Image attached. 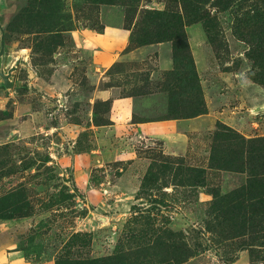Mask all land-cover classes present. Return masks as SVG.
I'll use <instances>...</instances> for the list:
<instances>
[{"label": "rangeland", "instance_id": "rangeland-1", "mask_svg": "<svg viewBox=\"0 0 264 264\" xmlns=\"http://www.w3.org/2000/svg\"><path fill=\"white\" fill-rule=\"evenodd\" d=\"M260 1L209 10L217 54L203 24L185 28L206 114L171 123L162 140L116 128L112 103L134 97L131 120L174 121L171 45L135 40L146 13L180 12L179 0H0V198L30 205L0 219V264H264V240L229 239L211 215L210 192L241 187L246 173L209 168L217 123L264 138V86L250 79L261 49L242 22ZM162 153L204 169L201 187L174 185Z\"/></svg>", "mask_w": 264, "mask_h": 264}, {"label": "trees", "instance_id": "trees-1", "mask_svg": "<svg viewBox=\"0 0 264 264\" xmlns=\"http://www.w3.org/2000/svg\"><path fill=\"white\" fill-rule=\"evenodd\" d=\"M96 3L111 4L112 0H94ZM238 0H179L180 12L152 11L146 13L151 25L142 32L140 39L135 40L137 46H146L159 43H170L173 70L167 74L169 83L165 91L168 93L167 112L170 119L185 120L206 114V108L201 94L199 77L191 55L185 28L196 23L203 24L208 42L215 54L221 44L213 28L215 20L211 17L212 11H225L231 8ZM210 10V11H209ZM242 21L247 35L254 43L255 48L261 49L255 53V64L260 72H253L250 76L255 83L264 86V0L252 5V14H245ZM253 30V31H251ZM251 31V32H250ZM227 71V70H223ZM213 146L209 168L227 172L246 173V183L226 194H220L216 189L210 194L213 202L210 206L211 215L216 226L229 239L251 237L253 243L264 240V138L259 140L245 139L233 129L217 123L213 138ZM226 145L224 155L216 153V144ZM165 160H175L172 156L162 153ZM183 163L164 164L163 169L172 172L177 170L179 177L177 184L181 187H201L205 170L195 167L179 166ZM150 164L147 175L153 169ZM182 175V176H181ZM18 194L9 193L0 198V219L27 217L30 214V205ZM210 226V225H209ZM254 244H250L252 246ZM264 246V244H262ZM147 256L146 258H148ZM250 255V264L259 256ZM264 261V258L261 259ZM166 264V262H164ZM83 264H124L120 257L86 261ZM131 264V263H129ZM132 264H150L135 259ZM163 264V263H162Z\"/></svg>", "mask_w": 264, "mask_h": 264}, {"label": "crops", "instance_id": "crops-1", "mask_svg": "<svg viewBox=\"0 0 264 264\" xmlns=\"http://www.w3.org/2000/svg\"><path fill=\"white\" fill-rule=\"evenodd\" d=\"M134 102H135L134 97H127L125 99H119V100L113 101L112 105L114 106V110H116L117 112L115 113V117L117 118H115V122H114L116 123L115 125L116 128H117L118 121H121L122 123H121L120 128H123L126 130L128 128H135L137 129L138 132L141 133L140 135L142 136L147 135L148 137H159L162 140H164L162 136L164 135L163 130L166 126H170L169 129H171V123H175L176 126L180 125V123H183L181 122L183 120H174V121H166V120L158 121L157 120V121H150V122H145V121L135 122L131 120L135 113V112L133 113V108H134L133 103ZM180 140L181 142L183 141L182 138Z\"/></svg>", "mask_w": 264, "mask_h": 264}]
</instances>
